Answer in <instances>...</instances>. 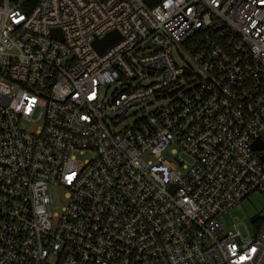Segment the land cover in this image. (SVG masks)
Instances as JSON below:
<instances>
[{
  "label": "built area",
  "instance_id": "obj_1",
  "mask_svg": "<svg viewBox=\"0 0 264 264\" xmlns=\"http://www.w3.org/2000/svg\"><path fill=\"white\" fill-rule=\"evenodd\" d=\"M263 156L264 0H0V264H264Z\"/></svg>",
  "mask_w": 264,
  "mask_h": 264
},
{
  "label": "rangeland",
  "instance_id": "obj_2",
  "mask_svg": "<svg viewBox=\"0 0 264 264\" xmlns=\"http://www.w3.org/2000/svg\"><path fill=\"white\" fill-rule=\"evenodd\" d=\"M177 49L180 53L183 54L185 62L193 69L194 73L202 76L201 69L191 60V57L188 55L187 51H185L181 46H177ZM174 60L178 65L184 64V61H182L176 54L174 56ZM149 80L150 79H148L147 82ZM184 86L185 83L184 81H182L180 86H175L168 92V94H174L175 92L179 94L182 91L181 88ZM168 100V97H166L165 99H162L160 101L145 103L143 105L129 109L126 118L118 126V129H122L123 127H126L129 124L139 120L142 116H146L149 113L153 112L155 109L164 106L165 104H167ZM169 156L170 154H168L167 152L164 154V158L168 161H171ZM88 158L89 155H85L80 159L81 161H83ZM65 192L66 191L61 188H55L51 190V193L53 195L54 207L57 208L58 205L59 207L65 205ZM257 217L264 221V197L259 193H252L251 195H249V197L243 200L239 206L228 211L224 215L222 224L228 232H231L234 224L241 223L242 234L246 235V231L243 225H245L249 230L253 231L254 224L252 223V221Z\"/></svg>",
  "mask_w": 264,
  "mask_h": 264
},
{
  "label": "water",
  "instance_id": "obj_3",
  "mask_svg": "<svg viewBox=\"0 0 264 264\" xmlns=\"http://www.w3.org/2000/svg\"><path fill=\"white\" fill-rule=\"evenodd\" d=\"M51 36L61 40V34L59 30H52ZM119 40H120V37L117 34V32H111L107 34L103 39L93 42L92 46L98 54H103L110 46L117 44ZM252 148L254 150H260V149H263V145L261 144L260 140H256L252 144ZM261 159L264 163V156L261 157ZM173 188L174 186L172 187V189Z\"/></svg>",
  "mask_w": 264,
  "mask_h": 264
},
{
  "label": "trees",
  "instance_id": "obj_4",
  "mask_svg": "<svg viewBox=\"0 0 264 264\" xmlns=\"http://www.w3.org/2000/svg\"><path fill=\"white\" fill-rule=\"evenodd\" d=\"M263 222L262 219H260L259 217L255 218L252 223L255 225L256 228L260 227L261 223Z\"/></svg>",
  "mask_w": 264,
  "mask_h": 264
}]
</instances>
